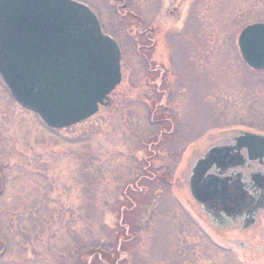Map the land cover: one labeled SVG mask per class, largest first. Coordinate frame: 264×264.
Returning <instances> with one entry per match:
<instances>
[{"label":"rangeland","instance_id":"rangeland-1","mask_svg":"<svg viewBox=\"0 0 264 264\" xmlns=\"http://www.w3.org/2000/svg\"><path fill=\"white\" fill-rule=\"evenodd\" d=\"M79 1L119 43L122 81L109 107L51 128L0 77V264H59L75 230L113 224L104 200L153 155L149 140L160 131L150 171H170L171 183L149 186L162 193L141 256L264 264V251L245 247L255 230H218L189 188L193 161L210 147L264 134V71L247 65L237 42L245 26L264 22V0ZM160 117L172 127H159Z\"/></svg>","mask_w":264,"mask_h":264},{"label":"water","instance_id":"water-1","mask_svg":"<svg viewBox=\"0 0 264 264\" xmlns=\"http://www.w3.org/2000/svg\"><path fill=\"white\" fill-rule=\"evenodd\" d=\"M238 46L251 68L264 70V22L246 26ZM0 74L21 105L50 127L63 128L112 104L110 94L122 80L121 50L82 2L0 0ZM263 159L264 135L259 133L246 131L233 145L211 147L192 166L193 198L213 221L243 219V228H250L264 209V191L255 198L242 172H227ZM214 167L216 172H210ZM250 179L264 190V172Z\"/></svg>","mask_w":264,"mask_h":264},{"label":"trees","instance_id":"trees-1","mask_svg":"<svg viewBox=\"0 0 264 264\" xmlns=\"http://www.w3.org/2000/svg\"><path fill=\"white\" fill-rule=\"evenodd\" d=\"M167 121L160 117L156 123L160 127ZM167 126L172 127L171 121ZM163 134L160 131L149 140L153 155L139 162L136 175L126 180L114 197L104 200L103 213L111 214L114 223L108 224L101 219L96 229L90 227L83 233L75 230L74 247L59 256V264H160L159 260L142 257L141 248L152 231L156 211L153 205L157 206L162 193L148 191L149 186L165 188L171 183L170 171H150L154 164L150 159L156 157ZM146 149L149 153V146Z\"/></svg>","mask_w":264,"mask_h":264},{"label":"flooded vegetation","instance_id":"flooded-vegetation-1","mask_svg":"<svg viewBox=\"0 0 264 264\" xmlns=\"http://www.w3.org/2000/svg\"><path fill=\"white\" fill-rule=\"evenodd\" d=\"M234 143H235L234 139H231V140L224 142V143H221V144L227 145V144H234ZM242 153L244 155H247V149H242ZM237 170L241 171L243 173V181H244V183H246V189L255 198H259L261 196V194L263 193L262 191H264V190L261 189L262 186L256 185L254 182L251 181L250 174H256L257 172H264V161L262 163H260L258 160H255V161L248 160L245 164V167L239 168ZM237 170L236 169H230L229 172H227V174L229 175L233 172H236ZM210 172H216L215 167L213 169H211ZM216 224L223 227V229L217 228L218 230H224L228 227L229 228L230 227H236V226L241 227L242 222H241V219H239V220H237L236 223H234L232 219L224 216V218L218 219L216 221ZM252 228L255 230V231H253V234L251 237V240L253 243L250 244V243L245 241L246 242L245 247L248 249H255L256 248V250H258L259 252H263L264 251V249H263V246H264V210H262V209L259 210V212L256 216V224ZM255 242H258V245H256Z\"/></svg>","mask_w":264,"mask_h":264}]
</instances>
